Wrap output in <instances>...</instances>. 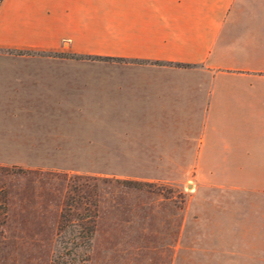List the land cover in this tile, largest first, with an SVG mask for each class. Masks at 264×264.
<instances>
[{"label": "crops", "instance_id": "0c3cea01", "mask_svg": "<svg viewBox=\"0 0 264 264\" xmlns=\"http://www.w3.org/2000/svg\"><path fill=\"white\" fill-rule=\"evenodd\" d=\"M0 51V145L117 115L190 160L264 162V0H1Z\"/></svg>", "mask_w": 264, "mask_h": 264}, {"label": "rangeland", "instance_id": "374dc122", "mask_svg": "<svg viewBox=\"0 0 264 264\" xmlns=\"http://www.w3.org/2000/svg\"><path fill=\"white\" fill-rule=\"evenodd\" d=\"M124 124L62 114L61 144L0 145V264L68 262L56 226L70 195L96 204L85 264H264V162L190 160Z\"/></svg>", "mask_w": 264, "mask_h": 264}, {"label": "trees", "instance_id": "16d2710c", "mask_svg": "<svg viewBox=\"0 0 264 264\" xmlns=\"http://www.w3.org/2000/svg\"><path fill=\"white\" fill-rule=\"evenodd\" d=\"M76 207L79 210H75ZM96 214L95 202L84 195L66 198L58 215L56 239L60 249H68L66 255L70 258L68 262L59 261L60 255H57L52 264H85L94 234Z\"/></svg>", "mask_w": 264, "mask_h": 264}]
</instances>
